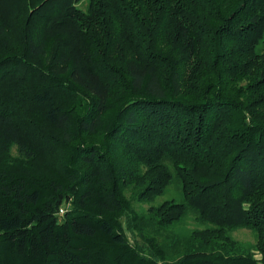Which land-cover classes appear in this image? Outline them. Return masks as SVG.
<instances>
[{
  "label": "trees",
  "instance_id": "1",
  "mask_svg": "<svg viewBox=\"0 0 264 264\" xmlns=\"http://www.w3.org/2000/svg\"><path fill=\"white\" fill-rule=\"evenodd\" d=\"M80 1L0 0V264H264V0Z\"/></svg>",
  "mask_w": 264,
  "mask_h": 264
},
{
  "label": "rangeland",
  "instance_id": "2",
  "mask_svg": "<svg viewBox=\"0 0 264 264\" xmlns=\"http://www.w3.org/2000/svg\"><path fill=\"white\" fill-rule=\"evenodd\" d=\"M89 0H81L75 6L79 8L82 12H86L88 9ZM19 23L17 19H13L11 22H8V30L11 32L10 34L14 37L17 35ZM264 49V39L263 41L256 47V52L261 54V51ZM10 155L16 157V149L12 147L10 149ZM125 197L127 198V204L129 207V211L136 215L137 217H147V211L149 207H156L160 205L164 201H175L180 202L181 191L179 189V185L175 182L170 185L161 196L157 197L151 203H145L138 201L136 197H131L130 190H126L124 192ZM64 208H62V212L59 211V215L64 213ZM119 222L124 229L128 242L130 244H135V242L142 243L141 238L139 235L135 234L132 235L128 231L125 230V222L124 218H119ZM177 229L168 230L164 228H159L157 226H152L151 229H145L143 231V235H147L149 237L155 238V240L166 247V255H167V262H171L173 258L177 257L181 253L182 243L187 237H189V231L194 228H200L198 224H196L190 217L186 219L183 226L181 228L176 227ZM176 236V238L174 237ZM233 241H235L238 245L242 248L249 249V251L253 254L255 259H260V254L258 251L255 250V246L258 241V234L257 232L245 228L240 227L232 231L229 235Z\"/></svg>",
  "mask_w": 264,
  "mask_h": 264
}]
</instances>
